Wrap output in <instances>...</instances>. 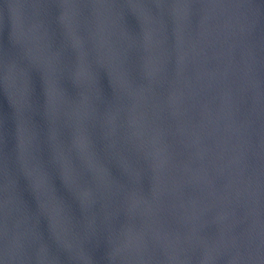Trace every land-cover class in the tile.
I'll use <instances>...</instances> for the list:
<instances>
[{
  "label": "water",
  "instance_id": "95a60500",
  "mask_svg": "<svg viewBox=\"0 0 264 264\" xmlns=\"http://www.w3.org/2000/svg\"><path fill=\"white\" fill-rule=\"evenodd\" d=\"M0 264H264V0H0Z\"/></svg>",
  "mask_w": 264,
  "mask_h": 264
}]
</instances>
